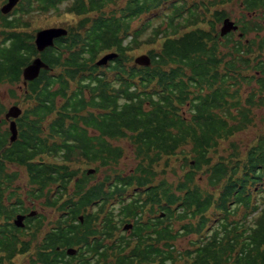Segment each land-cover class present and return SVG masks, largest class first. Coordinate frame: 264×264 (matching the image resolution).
<instances>
[{"label": "trees", "instance_id": "obj_1", "mask_svg": "<svg viewBox=\"0 0 264 264\" xmlns=\"http://www.w3.org/2000/svg\"><path fill=\"white\" fill-rule=\"evenodd\" d=\"M64 1L80 16L67 36L74 50L43 57L61 70L30 81L33 104L11 143L0 97V264H264V132L243 149L234 139L264 101V39L254 48L220 35L232 0H22L0 12V84L18 81L35 53L26 14ZM143 44L154 45L149 66L128 54ZM108 51L118 55L96 65ZM121 139L136 162L127 173L113 168ZM84 161L106 174L89 183L94 174L71 167ZM9 164L25 168L26 195L57 212L47 229L43 214L10 222L24 201Z\"/></svg>", "mask_w": 264, "mask_h": 264}, {"label": "rangeland", "instance_id": "obj_2", "mask_svg": "<svg viewBox=\"0 0 264 264\" xmlns=\"http://www.w3.org/2000/svg\"><path fill=\"white\" fill-rule=\"evenodd\" d=\"M5 1L6 0H0V6ZM123 2H124V0H116V3H123ZM70 3H71L70 1H64L63 3H61L59 5L58 11L53 10V11H48L46 13H40L38 11H33V12L26 14L25 19L28 21L29 26L27 28H25L26 29L25 31H27V32L28 31H35L37 29L45 28L47 26H52V25H60L63 27L67 26L69 29L74 27L76 25L78 19H80V16H78L74 13L64 12V9ZM114 4L115 3H111L109 5H114ZM223 8H224L226 14L228 15V17H230L231 20H234V21H236L237 19L238 20L242 19L241 18L242 13L244 16L245 15L251 16L250 15L251 12L248 13L247 10L242 8L239 5L238 0H232L231 2L226 3V5H224ZM57 12H58V15H57ZM144 16L145 15H143L137 19H134L133 22L131 23L132 24L131 29L136 28L139 25L140 21H143ZM257 22L264 25V9H261V11L259 10V14L257 15ZM156 23H157V20L154 21V23L152 25H155ZM215 25H216V29L219 30L221 24L216 22ZM149 32H150V29L147 30L146 32H144L142 34V38L145 37L146 35H148ZM231 34H232L231 37L233 40L239 39L236 31L232 32ZM246 37L249 39L250 38H256L257 42H258L261 38L264 39V28L258 34H256L254 31L250 34H247ZM0 39H1V36H0ZM152 47H154V45L143 44L139 48L129 51L128 54L131 58V61L134 63V58H136L137 56H139L141 54H148V52H147L148 49H150ZM108 52H110V51H108ZM104 54H102L101 56H103ZM253 71L257 72L255 70H253ZM20 84H21V82H20ZM253 86L254 87L256 86L253 84V82L251 83V85L244 83L242 85L241 89L244 92H246L250 89V87H253ZM10 90H12V92H14L13 96L10 95L11 94ZM22 90L19 91L14 84H9V83H1L0 84V97H1L2 103L5 105V109H7L9 106H11L13 104H16L22 110H24L25 108H29L33 104L32 99L27 98L24 95L25 93L22 92ZM2 117H3V114H2ZM253 122H254L253 125H251L250 127H247V129H244L243 131H240L238 134H236L234 136V139L237 140L239 148H241V149H243L247 143H250L253 139H255L258 136V134L264 132V101H263L262 105H259L253 109ZM2 128H4V129L8 128V122L7 121H5V123L2 125ZM113 144L121 145V147L123 148V151H124L123 157L120 158L119 162L117 164H115L113 166V168L116 170H119L123 173L129 172L130 170L133 169V167L136 164L133 153H132V149L129 146V143L126 140L121 139L118 141H114ZM227 144H228L227 141L222 143V146L219 147L220 153L227 155V152H228ZM84 162H83V164L81 162L72 163L71 167L72 168L79 167V170H82V169L88 170L89 168L94 167V164H89V163H86V162L84 163ZM106 169L107 168L102 167L98 171H96V172L94 171L93 173H90V174H94V177H92L90 179L89 183H95L96 180L102 178L106 174L104 172V170H106ZM8 170H9V172H16L17 177L13 181V187H17L18 193L21 194V198L23 197L24 205L28 206L29 210L33 209V210H36L37 212L45 215V220H44V224L46 225L45 229L50 227V222L55 219L57 212L54 209H52L50 207H46L43 204V197L42 198H33V197L28 196L29 200L26 198L27 193H25V191H28L29 187H31V185L29 184V177L25 171V168L22 166H18L16 164H9ZM168 176H169V178H173L170 173H168ZM30 202H32V203H30ZM87 210H89V208ZM94 210H95V208L93 207L92 211H94ZM25 238H28V236L26 235ZM190 239H192V237L180 238L177 241V244L179 246H186L189 244L188 241ZM26 261H27V258L22 257L20 263H24ZM14 262L16 263L17 260L14 259Z\"/></svg>", "mask_w": 264, "mask_h": 264}, {"label": "water", "instance_id": "obj_3", "mask_svg": "<svg viewBox=\"0 0 264 264\" xmlns=\"http://www.w3.org/2000/svg\"><path fill=\"white\" fill-rule=\"evenodd\" d=\"M19 0H6L1 6H0V12L2 14H7L9 11L13 9V7L17 4ZM236 25L234 22L228 18L225 17L222 20V24L219 28L220 35H225L226 33L230 32L231 30L236 29ZM67 33V30L62 27H50V28H44V29H39L35 33L34 37V44L35 47L38 51L43 50L47 46L53 45V40L56 37L65 35ZM118 54L116 52H107L103 56H101L99 59L96 60V65L98 66H103L108 63L109 60L113 59L116 57ZM134 63L140 66H149L151 64V59L148 54H141L134 58ZM49 69V65L44 62L40 57H35L33 58L28 64H26L22 68V78H23V84H26V81L32 80L36 78L40 72V69ZM22 113V109L16 105L13 104L9 106L3 116L5 120H8V131H9V137L8 140L9 142H13L17 138L18 130H17V123L15 121V118H17L20 114ZM95 171L94 168H89L87 170V174L93 173ZM35 212L31 211L28 215H33ZM23 218L24 215L17 214L14 217L13 223L16 226H23ZM79 220L82 221V216H79ZM132 226L131 223H126L123 225L124 229H128ZM66 253L69 255L75 254L76 249L72 247L66 248Z\"/></svg>", "mask_w": 264, "mask_h": 264}, {"label": "flooded vegetation", "instance_id": "obj_4", "mask_svg": "<svg viewBox=\"0 0 264 264\" xmlns=\"http://www.w3.org/2000/svg\"><path fill=\"white\" fill-rule=\"evenodd\" d=\"M22 0H19L18 2H17V4L13 7V9H15V8H18L19 7V5H20V2H21ZM249 1H251L252 2V4H253V6L251 7V8H248V3H249ZM238 3H239V5L242 7V8H244L245 10H247V12L249 13V12H251L250 13V15L251 16H247V15H243V13L241 14L242 16H241V18L242 19H240V20H236V21H234V20H232L233 22H234V24L237 26L236 27V29L235 30H231L230 32L232 33V32H237V36L239 37V39L241 40V44L243 45V44H248V42L250 41V40H255V45H253V47L255 46H257V39L256 38H247L246 37V35L247 34H250V33H252V32H254L255 31V33L256 34H258L263 28H264V25L263 24H261V23H259V22H257V15L259 14V10L261 11V9H264V0H238ZM3 4V3H2ZM224 5H226V4H224ZM10 12V11H9ZM15 14H18V13H15ZM225 17H228V16H225ZM224 17V18H225ZM223 18V19H224ZM228 18H230V17H228ZM222 19V20H223ZM231 19V18H230ZM220 24H222V21H221V23ZM245 24H247V26H251V29H246L245 31L247 32L246 34H244V26H245ZM50 27H62V28H65L66 30H67V33L65 34V35H62V36H59V37H56V38H54V40H53V45H51V46H47V47H45L43 50H41V51H38L37 49H36V47H35V44H34V37H35V33L39 30V29H37V30H35V31H30L32 34H31V36H33L32 37V40H31V43H33V45H34V54L32 55V58H31V60L33 59V58H35V57H40L44 62H45V60H44V58L43 57H48V58H50V56H60L61 58H67L68 56H70L71 54H72V52H73V50H74V47H72V46H70V47H67V45L69 44L68 43V31H71V30H69V28L66 26V27H63V26H60V25H52V26H47V27H45V28H50ZM40 29H44V28H40ZM230 32H228V33H230ZM227 34V33H226ZM245 37V38H244ZM70 43H71V40H70ZM77 46V45H76ZM254 47V48H255ZM30 60V61H31ZM28 64V63H27ZM24 67V66H23ZM22 67V68H23ZM42 70H47L48 71V73L47 74H49L51 77H53V76H55V75H57V73L61 70V67H54V68H52L51 69V67L49 68V69H43V68H41L40 69V72H39V74H38V76L40 75V74H42ZM37 76V77H38ZM36 77V78H37ZM35 79V78H34ZM34 79H32V80H34ZM32 80H28V81H26V84H23V78H22V70H21V73H20V77H19V80L18 81H16V82H14L13 84L16 86V88L20 91V90H22V92L23 93H26V88L29 86V84H30V81H32ZM20 82H21V84H20ZM22 112H23V110H22ZM21 115V114H20ZM19 115V116H20ZM18 116V117H19ZM17 117V118H18ZM3 118H4V116H3ZM17 118H15V121H16V123H17ZM4 120H5V118H4ZM5 121H7L8 123H9V121L8 120H5ZM18 129V128H17ZM7 130H8V128H7ZM9 132V131H8ZM9 141V140H8ZM94 168V167H93ZM95 169V168H94ZM74 180H77V177H75V179ZM30 197H32V196H30ZM26 198L28 199L29 197H28V195H26ZM29 200V199H28ZM30 203H32V202H30ZM31 211H34L35 213L33 214V215H28ZM17 214H21V215H24V218H23V223H24V225L23 226H21V227H19V226H17L18 228H23L25 225H26V223H27V221L29 220V218H31V217H33V216H35V215H37V214H41V213H39V212H37L36 210H33V209H31V210H29V207L28 206H25L24 205V208L22 209V210H19V211H17L14 215H13V217L10 219V222L12 223V224H14L13 223V220H14V217L17 215ZM144 216L146 217V218H152L153 217V214H151L150 212H148V211H145L144 212ZM126 223H131L132 224V226L130 227V228H128V229H124L123 228V225L124 224H126ZM15 225V224H14ZM16 226V225H15ZM132 228H133V222L132 221H125V222H123V224L121 225V229H122V231H124V232H126L127 234H129L130 233V231L132 230ZM25 230H27V227L25 228ZM24 230V231H25ZM26 232H28V231H26ZM24 264H31V262H30V260L29 259H27V261L26 262H24Z\"/></svg>", "mask_w": 264, "mask_h": 264}]
</instances>
